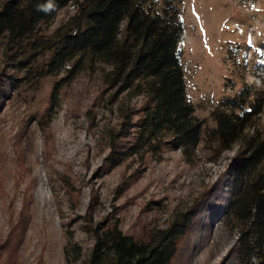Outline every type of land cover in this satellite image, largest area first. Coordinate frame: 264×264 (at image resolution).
Listing matches in <instances>:
<instances>
[{
  "label": "rangeland",
  "instance_id": "rangeland-1",
  "mask_svg": "<svg viewBox=\"0 0 264 264\" xmlns=\"http://www.w3.org/2000/svg\"><path fill=\"white\" fill-rule=\"evenodd\" d=\"M154 1L160 10L172 7L182 20L180 66L200 121L197 158L188 162L181 148L167 144L142 160L112 163L111 139L122 122L118 106L129 117L132 137L148 98L117 95L102 79L108 67L86 60L59 90L50 120L52 89L63 77L40 75L51 53L40 52L26 67L12 61L16 83L0 107V264H81L92 250L93 229L115 221L124 235L147 241L151 232L189 219L203 190L227 172L234 155L212 135L213 112L241 91L249 103L264 95V0ZM72 11L71 5L59 11L45 33ZM7 57V39L1 37L0 70ZM258 123L264 126V105ZM126 138L119 142L126 146ZM24 206L27 228L10 256ZM192 230L199 248L189 261L175 264H236L227 253L234 233L217 222L208 239Z\"/></svg>",
  "mask_w": 264,
  "mask_h": 264
},
{
  "label": "trees",
  "instance_id": "trees-1",
  "mask_svg": "<svg viewBox=\"0 0 264 264\" xmlns=\"http://www.w3.org/2000/svg\"><path fill=\"white\" fill-rule=\"evenodd\" d=\"M69 5L73 11L66 21L45 33L57 13ZM184 36L178 13L172 7L158 9L154 0H0V38L7 39L8 48L7 67L0 70V107L16 83L12 77L16 59L26 67L40 52L49 51L40 75L63 74L52 89L50 120L61 87L86 60L98 62L108 67L102 75L108 89L129 99L149 100L132 137L127 132L129 117L118 106L122 122L117 140L111 139L112 163L137 156L142 160L147 154H159L167 144L181 148L187 161L194 162L200 121L188 101L180 66ZM263 105L264 95L249 103L241 91L226 100L224 110L213 112L212 135L223 151L234 156L227 172L199 195L189 219L151 232L147 241L124 235L117 221L103 223L93 229L92 250L81 264L189 261L200 245L189 232L195 228L192 235L200 233L208 239L216 222L236 236L227 251L234 254L236 264H264V126L258 123ZM125 137L126 146L121 142ZM19 217L15 242L5 246L10 256H15L27 228L26 206ZM63 251L67 261L68 248Z\"/></svg>",
  "mask_w": 264,
  "mask_h": 264
}]
</instances>
